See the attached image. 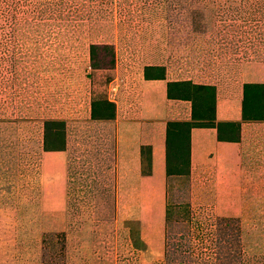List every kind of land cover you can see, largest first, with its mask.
Here are the masks:
<instances>
[{"label":"rangeland","instance_id":"obj_1","mask_svg":"<svg viewBox=\"0 0 264 264\" xmlns=\"http://www.w3.org/2000/svg\"><path fill=\"white\" fill-rule=\"evenodd\" d=\"M241 61L264 63V0H0V264H264L261 91L231 173L171 120L164 188L142 180L141 79L210 124L203 84Z\"/></svg>","mask_w":264,"mask_h":264},{"label":"crops","instance_id":"obj_2","mask_svg":"<svg viewBox=\"0 0 264 264\" xmlns=\"http://www.w3.org/2000/svg\"><path fill=\"white\" fill-rule=\"evenodd\" d=\"M173 82L169 78L141 79L140 117L156 123L158 128L145 133L149 145L150 170L142 180L154 190L164 188L166 180V124L171 120H192V103L190 100L169 98L167 89ZM211 85L213 91V117L216 126H192L189 129V161L192 168L210 165L218 177L222 173H231V163L240 160V139L248 128L250 121L244 118V110L250 111L251 101L245 89H263L264 105V63L259 61H241L235 71L221 81L203 85ZM246 88V86H248ZM172 87V88H171ZM264 121V113L263 119ZM233 124L235 128L221 127L223 135L233 134L236 138L221 140L218 138V125ZM139 155V151L137 152ZM235 165L237 172L240 173ZM220 184L219 180H217Z\"/></svg>","mask_w":264,"mask_h":264},{"label":"trees","instance_id":"obj_3","mask_svg":"<svg viewBox=\"0 0 264 264\" xmlns=\"http://www.w3.org/2000/svg\"><path fill=\"white\" fill-rule=\"evenodd\" d=\"M244 2H245V0H244ZM260 5H261V3H260ZM262 6V5H261ZM260 7L259 6H255V9H256V11H257V9H259ZM235 10H237V9H235ZM94 47H96V45H94ZM159 78H164V77H159ZM146 79H153V78H146ZM170 86H172L174 89L176 88V87H174L175 85L174 84H172V82L170 83ZM171 87V88H172ZM249 87V85L248 86H246V88H248ZM213 91H214V89H213ZM245 91H246V94H249V98H250V101H251V110H253V109H256V108H258L257 107V103H258V97H259V94H258V92L259 91H261V93H262V96H263V89H245ZM167 96L169 97V98H180V99H185V100H190L191 101V103H192V120L191 121H185V122H189L190 123V127H189V129L192 127V126H216V124H215V122H214V117H213V119H212V122L210 123V124H192V123H194V121H195V118H194V106H193V101L191 100V99H188V98H181V97H174V96H170V94H169V89H167ZM213 96H214V94H213ZM263 101V100H262ZM262 108H263V110H264V105L262 104ZM250 110V111H251ZM248 113V111H246L245 112V110H244V117H245V115ZM169 122V121H168ZM167 122V123H168ZM51 124H53V125H57L56 127H58V123L56 122H51ZM167 125V124H166ZM219 128H220V126L218 125V138L219 139H221V140H230V139H227L228 137L227 136H223V134H221L220 133V130H219ZM189 129L187 130V140H188V157H189ZM166 133H168V131H166ZM166 133H165V148H166V151H167V141H168V139H167V135H166ZM228 135V134H227ZM54 150H60V151H66L67 150V143L66 142H64L63 144H61V145H59L58 147H55V149ZM149 153H150V150H149ZM167 159V158H166ZM149 160H150V158H149ZM190 162V161H189ZM71 168H72V166H71V160L69 159V158H67V161H66V172H67V174H70L71 173ZM166 175H167V166H166Z\"/></svg>","mask_w":264,"mask_h":264}]
</instances>
